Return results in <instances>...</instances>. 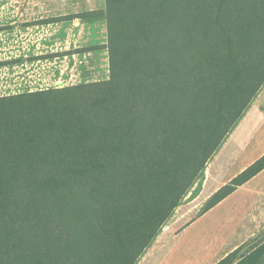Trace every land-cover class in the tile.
Wrapping results in <instances>:
<instances>
[{
  "label": "trees",
  "instance_id": "obj_1",
  "mask_svg": "<svg viewBox=\"0 0 264 264\" xmlns=\"http://www.w3.org/2000/svg\"><path fill=\"white\" fill-rule=\"evenodd\" d=\"M98 17L107 80L0 97V264H136L264 87V0ZM262 171L264 155L211 207Z\"/></svg>",
  "mask_w": 264,
  "mask_h": 264
},
{
  "label": "crops",
  "instance_id": "obj_2",
  "mask_svg": "<svg viewBox=\"0 0 264 264\" xmlns=\"http://www.w3.org/2000/svg\"><path fill=\"white\" fill-rule=\"evenodd\" d=\"M105 8L106 0H0V90H45L107 80L109 63L108 76L98 79L100 58L109 57L107 23L98 17ZM73 72H79L77 81L71 79ZM261 90L240 121L245 125L254 115L246 126L250 130L246 128L245 133L243 130L237 135V128L227 138L212 158L213 170L219 158L227 154L236 158L252 138L260 135L254 122L256 117H264V87ZM254 158L238 173L258 159ZM263 176L264 171L191 223V229L217 225L220 216L230 213L226 217L234 225V210L241 211L231 232L230 247L220 254L217 263L239 248L241 254L234 264H264V180L254 185Z\"/></svg>",
  "mask_w": 264,
  "mask_h": 264
},
{
  "label": "rangeland",
  "instance_id": "obj_3",
  "mask_svg": "<svg viewBox=\"0 0 264 264\" xmlns=\"http://www.w3.org/2000/svg\"><path fill=\"white\" fill-rule=\"evenodd\" d=\"M107 56L108 55H105L100 58L99 67L101 66V68L98 73V79L108 76L109 57ZM78 73L79 72L70 73L71 79L75 81L77 77L79 78ZM33 91L37 90L18 87H8L5 90H0V92L6 93V96ZM260 93L252 103L257 100ZM252 103L248 109L252 107ZM262 111L264 113V110ZM253 119L254 115L249 117L248 120L252 121ZM240 121L231 130L225 141L237 128H240L237 135L242 133L243 130L245 133L246 128L250 130L251 127H246L249 121L245 125H240ZM254 129H259L257 133L260 135L251 139L244 153H238L236 158H234L232 154L222 156L219 160L215 161L217 163H214L216 167L214 170L211 167L212 160H214L212 158H214V156L211 158V162L209 161L205 170L198 176L192 187L182 199L180 205L173 211L160 232L156 235L136 264H212L218 260L220 254L225 249L230 247L231 242L229 240L231 239V232L232 229H234L233 226L237 225L239 219L238 215L241 213L239 209L234 210L235 216L232 217L236 222L234 225L231 224L230 218L226 217L230 215V213H227L226 216H220L221 219L218 224L216 225L215 223L216 227L214 223H212L210 226L201 225L198 229H191L190 225L211 207L212 203L215 201L217 192L224 186L229 185L230 182L241 173H238V171H240L246 162L249 163L253 157H255L254 159H259L264 155L262 154V151H264L263 116L262 119L259 116L256 117ZM208 168L210 169L209 171ZM235 174L236 176L234 177ZM263 180L264 176L260 180H257L254 185L263 182ZM216 189H218V191H216ZM238 242L239 241L236 243ZM240 254L241 249L235 262L238 261Z\"/></svg>",
  "mask_w": 264,
  "mask_h": 264
}]
</instances>
